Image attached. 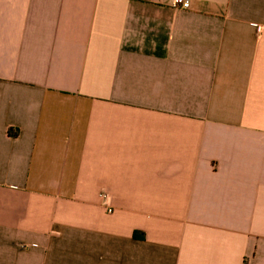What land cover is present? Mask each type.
<instances>
[{
  "label": "crops",
  "instance_id": "obj_1",
  "mask_svg": "<svg viewBox=\"0 0 264 264\" xmlns=\"http://www.w3.org/2000/svg\"><path fill=\"white\" fill-rule=\"evenodd\" d=\"M0 264H264V0H0Z\"/></svg>",
  "mask_w": 264,
  "mask_h": 264
},
{
  "label": "built area",
  "instance_id": "obj_2",
  "mask_svg": "<svg viewBox=\"0 0 264 264\" xmlns=\"http://www.w3.org/2000/svg\"><path fill=\"white\" fill-rule=\"evenodd\" d=\"M173 3L175 6L185 8L189 5V0H173ZM108 212H111L110 209L107 210Z\"/></svg>",
  "mask_w": 264,
  "mask_h": 264
}]
</instances>
